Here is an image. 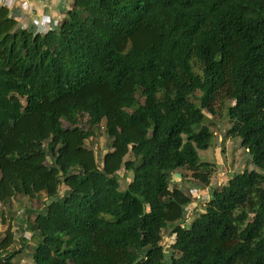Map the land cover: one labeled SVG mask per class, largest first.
I'll return each mask as SVG.
<instances>
[{"label": "trees", "instance_id": "trees-1", "mask_svg": "<svg viewBox=\"0 0 264 264\" xmlns=\"http://www.w3.org/2000/svg\"><path fill=\"white\" fill-rule=\"evenodd\" d=\"M66 12L41 32L0 5V264H264V0ZM225 119L256 169L191 213L172 174L217 181L199 153Z\"/></svg>", "mask_w": 264, "mask_h": 264}, {"label": "rangeland", "instance_id": "rangeland-1", "mask_svg": "<svg viewBox=\"0 0 264 264\" xmlns=\"http://www.w3.org/2000/svg\"><path fill=\"white\" fill-rule=\"evenodd\" d=\"M68 1L69 0H67L66 5L68 4ZM87 120L88 116H86L85 120H82V123L86 124V126L88 125L87 123H89ZM229 126V122L225 119L222 125L219 124L212 127L215 131L214 143L209 150H200L199 153L202 160H212L216 163V182L208 186L205 183L195 180L190 174L188 175L186 171H181V169H177L172 174V188L181 187L185 188L190 193H193L194 201L188 206L191 213H204L206 211L207 201L211 200L214 189L222 183H228L230 177L234 173L252 171L253 169H256V166L253 162H251V155L248 153L247 149L242 146L241 139L226 137V131ZM107 142L103 137L97 141L98 152L100 155H103L104 152L106 153L107 151L112 150V142L110 147H108ZM183 175H185V177ZM119 180L121 182V190H126L129 183L133 180V174L131 173L129 177H125L123 171H121ZM62 190L63 192L66 190L64 185L62 186ZM23 197L24 196H22V198L17 197L16 203L21 202L28 204L29 207H32V205L34 206V202L30 203V200H28L27 197H24L25 199H23ZM17 215L19 216V214ZM180 224L188 228L191 227V221L189 220V223L179 222L168 228L169 233L166 234L165 237V242H167V252L171 251V245L175 241L174 229ZM1 225L2 222L0 215V226ZM27 234L30 235V233ZM16 235L18 236L19 234Z\"/></svg>", "mask_w": 264, "mask_h": 264}, {"label": "crops", "instance_id": "crops-1", "mask_svg": "<svg viewBox=\"0 0 264 264\" xmlns=\"http://www.w3.org/2000/svg\"><path fill=\"white\" fill-rule=\"evenodd\" d=\"M28 2H23L19 4L16 7V10H13V5L11 3L13 0H0V5H7L11 11L13 12L12 14L21 19L25 18L26 19V24H28L29 27H33L34 25V20L35 19H40L43 17L45 14H49L50 12L57 10L58 6H61L63 1L65 0H26ZM24 24L23 26H27ZM191 220V219H190Z\"/></svg>", "mask_w": 264, "mask_h": 264}, {"label": "built area", "instance_id": "built-area-1", "mask_svg": "<svg viewBox=\"0 0 264 264\" xmlns=\"http://www.w3.org/2000/svg\"><path fill=\"white\" fill-rule=\"evenodd\" d=\"M23 2H28V1H26V0H13V2L11 3V5H13V7H14L13 10L15 11L16 7ZM66 3H67V0L63 1L61 6H58L57 10H54V11L50 12L49 14L43 15V17L40 19H35L33 21L34 25L32 28H34L36 31H41V32H45L51 28H56L60 24V22L65 17H67L66 11H67V5L68 4L66 5ZM16 19L18 20V22L20 23L21 26L26 24V22H25L26 19L25 18L21 19L19 17V15H17ZM26 25L28 26V24H26Z\"/></svg>", "mask_w": 264, "mask_h": 264}, {"label": "water", "instance_id": "water-1", "mask_svg": "<svg viewBox=\"0 0 264 264\" xmlns=\"http://www.w3.org/2000/svg\"><path fill=\"white\" fill-rule=\"evenodd\" d=\"M191 220H193V219L191 218Z\"/></svg>", "mask_w": 264, "mask_h": 264}]
</instances>
